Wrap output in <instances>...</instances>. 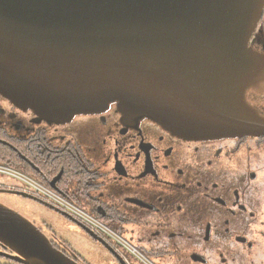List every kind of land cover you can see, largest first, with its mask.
Segmentation results:
<instances>
[{
    "label": "flooded vegetation",
    "instance_id": "1",
    "mask_svg": "<svg viewBox=\"0 0 264 264\" xmlns=\"http://www.w3.org/2000/svg\"><path fill=\"white\" fill-rule=\"evenodd\" d=\"M0 179L79 264H264V134L185 137L117 102L55 121L0 91Z\"/></svg>",
    "mask_w": 264,
    "mask_h": 264
},
{
    "label": "water",
    "instance_id": "2",
    "mask_svg": "<svg viewBox=\"0 0 264 264\" xmlns=\"http://www.w3.org/2000/svg\"><path fill=\"white\" fill-rule=\"evenodd\" d=\"M263 15L264 0H0V91L55 121L117 102L185 137L261 135L247 91L264 89ZM0 243L79 264L2 202Z\"/></svg>",
    "mask_w": 264,
    "mask_h": 264
},
{
    "label": "rangeland",
    "instance_id": "3",
    "mask_svg": "<svg viewBox=\"0 0 264 264\" xmlns=\"http://www.w3.org/2000/svg\"><path fill=\"white\" fill-rule=\"evenodd\" d=\"M15 179H0V184H8L13 185ZM0 202L4 203L5 205L9 206L10 208L19 212V204L20 200H18L15 195L8 194V193H0ZM25 217V216H24ZM28 219V218H27ZM3 261V258L0 257V262Z\"/></svg>",
    "mask_w": 264,
    "mask_h": 264
},
{
    "label": "trees",
    "instance_id": "4",
    "mask_svg": "<svg viewBox=\"0 0 264 264\" xmlns=\"http://www.w3.org/2000/svg\"><path fill=\"white\" fill-rule=\"evenodd\" d=\"M260 36L262 37V39L264 41V26H263L262 30L260 31Z\"/></svg>",
    "mask_w": 264,
    "mask_h": 264
}]
</instances>
